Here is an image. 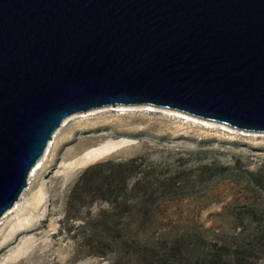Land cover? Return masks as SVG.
<instances>
[{"label": "water", "instance_id": "water-1", "mask_svg": "<svg viewBox=\"0 0 264 264\" xmlns=\"http://www.w3.org/2000/svg\"><path fill=\"white\" fill-rule=\"evenodd\" d=\"M144 103L264 132V0H0V217L65 117Z\"/></svg>", "mask_w": 264, "mask_h": 264}, {"label": "rangeland", "instance_id": "rangeland-1", "mask_svg": "<svg viewBox=\"0 0 264 264\" xmlns=\"http://www.w3.org/2000/svg\"><path fill=\"white\" fill-rule=\"evenodd\" d=\"M67 118L54 139L62 122L51 135L41 168L27 179L14 209L0 217V264H116L112 254L93 255L88 245L103 238L76 229L82 220L94 218L109 205L97 199L84 208H68L82 172L106 161L137 160L142 173L128 181L129 188L143 176L154 181L182 173L181 190L144 205L146 229L126 230L138 234L139 240L153 243L151 235L157 227L164 233L162 243L183 232L194 237L199 231L207 235L213 229L227 231V222L239 206L264 202V197L256 199L244 185L249 174L264 164V132L147 103L101 106ZM108 141L120 145L78 164L86 149ZM205 164L212 168L201 175ZM150 256L146 252L130 260L126 257L121 264H150Z\"/></svg>", "mask_w": 264, "mask_h": 264}, {"label": "trees", "instance_id": "trees-1", "mask_svg": "<svg viewBox=\"0 0 264 264\" xmlns=\"http://www.w3.org/2000/svg\"><path fill=\"white\" fill-rule=\"evenodd\" d=\"M139 168L137 160L98 163L87 167L73 187L69 211L75 206H90L97 199L109 205V209L101 210L94 218L87 217L76 226L91 237L104 239L88 244L93 255L110 253L116 264L146 252L151 254L150 264H264V202L239 206L227 222V231L213 229L210 235L199 231L194 235L197 239L183 232L171 242L162 243L164 233L159 227L152 232L153 243L150 239L139 240L138 234L126 233L133 228L138 233L146 229L147 202L170 196L185 184L182 173L176 172L164 180L137 178L129 188L128 181L142 173ZM211 168L205 164L200 174ZM245 181L244 185L256 194V199L263 198L264 164Z\"/></svg>", "mask_w": 264, "mask_h": 264}, {"label": "bare ground", "instance_id": "bare-ground-1", "mask_svg": "<svg viewBox=\"0 0 264 264\" xmlns=\"http://www.w3.org/2000/svg\"><path fill=\"white\" fill-rule=\"evenodd\" d=\"M67 120H68V118L67 119H64L62 121V124H61L60 128L57 131L54 132V135H53L52 139L55 138L56 134L65 125V123H66ZM51 143H52V141H48L47 142V144L45 146V149L43 151V154L38 159V161L35 163V165L30 169V171L28 173V177H27L28 181L33 176L34 172L41 168V164H42L43 158L45 157V155L47 153V150H48L49 146L51 145ZM118 145H120V144H118V142L108 141V142H106L105 144H103L100 147H91V148H88V149H86L87 151L85 152V154L83 156L79 157L78 164H83V163H85L88 160H92V159H94L96 157H99V156L107 153L109 150H114ZM15 205H13L11 207V209H8V211H5L3 217H5L9 212H11L14 209Z\"/></svg>", "mask_w": 264, "mask_h": 264}]
</instances>
